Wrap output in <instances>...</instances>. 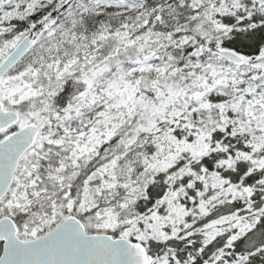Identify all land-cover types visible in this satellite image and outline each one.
<instances>
[{
	"label": "snow or ice",
	"instance_id": "obj_1",
	"mask_svg": "<svg viewBox=\"0 0 264 264\" xmlns=\"http://www.w3.org/2000/svg\"><path fill=\"white\" fill-rule=\"evenodd\" d=\"M0 264H264V0H0Z\"/></svg>",
	"mask_w": 264,
	"mask_h": 264
}]
</instances>
